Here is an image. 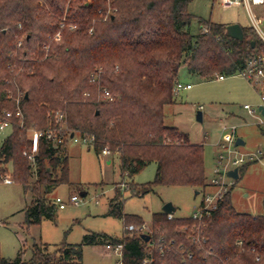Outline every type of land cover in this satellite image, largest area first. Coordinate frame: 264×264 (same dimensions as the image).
I'll list each match as a JSON object with an SVG mask.
<instances>
[{"label":"trees","instance_id":"obj_1","mask_svg":"<svg viewBox=\"0 0 264 264\" xmlns=\"http://www.w3.org/2000/svg\"><path fill=\"white\" fill-rule=\"evenodd\" d=\"M190 2L0 0V119L8 111L16 114L17 98L23 113L22 120L13 116L12 130L0 144V171L11 170L13 182L33 195L23 227L55 218L58 205L49 194L72 183L67 154L72 133L92 135L98 156L104 148L118 154L123 178L157 163L153 182L127 183L125 191L132 195L159 184L199 192L207 187L203 144L165 123L180 68L203 79L232 75L264 51V43L253 26H242L244 39L238 40L226 34V24L201 18L198 23L207 31L193 33ZM59 31L62 36L55 39ZM95 74L97 82L91 80ZM102 87L116 95L115 101L98 99ZM57 111L66 113L69 133L59 146L42 138L32 161L24 154L32 148L29 130L59 126ZM115 192L107 214L125 219L122 236L89 232L76 244L34 243L28 261L20 249L14 259L0 257V264H83L84 246L97 244H121L125 264L145 259L149 264H262L256 255L264 254V215L237 211L232 187L201 223L191 216L169 218L163 210L153 213L149 240L127 229L144 221L131 219L123 211V191ZM197 235L201 242L193 239Z\"/></svg>","mask_w":264,"mask_h":264},{"label":"rangeland","instance_id":"obj_2","mask_svg":"<svg viewBox=\"0 0 264 264\" xmlns=\"http://www.w3.org/2000/svg\"><path fill=\"white\" fill-rule=\"evenodd\" d=\"M188 9L194 15L189 26L193 33H198L201 29L207 31L208 26L201 28L199 25L200 18L226 25L240 23L242 26H250L252 23L242 5L227 8L222 6L220 0H192ZM260 27L264 32V23H260ZM25 35L19 38L22 45ZM179 77L180 82L191 84V88L174 94V102L165 106V123L186 132L191 142L203 144L207 182L214 176L220 144H228L226 136L234 128L235 140L242 138L245 141V144L235 146L237 150L264 151V124H258L243 107L246 103L259 105L258 94L246 78L234 74L226 75L224 80L216 77L203 79L189 74L183 66ZM21 94L19 92L18 97ZM115 99L114 94L113 101ZM199 111L203 114L202 121L197 119ZM11 130L8 127L0 131V144ZM68 142L72 183L56 186L49 196L55 199L59 194L67 200L71 194H79L81 202L77 205L68 204L63 209L58 207L54 219H43L26 228L23 227V208L33 195L30 192L25 194L18 183H0V257L14 259L18 251L23 249V259L28 261L34 243H47L52 247L61 243L76 244L89 232L122 236L125 219L107 214L110 199L115 196L116 190L123 191V211L131 219L141 218L148 226L153 213L162 211L169 202L175 207V217H190L201 202L202 192L196 193L201 189L188 185L159 184L149 193L132 195L125 191L127 183L144 185L153 182L157 172L155 161L132 177L123 178L118 154L98 156L88 143H77L71 139ZM109 159L112 160L111 163H108ZM238 168L240 177L228 179L233 182L231 199L234 207L240 212L264 215V157ZM8 174L11 175V170ZM208 189L206 187L204 190ZM84 191L87 194L82 196ZM120 260L121 255L114 245L111 248L104 244L84 246L83 264H121Z\"/></svg>","mask_w":264,"mask_h":264},{"label":"built area","instance_id":"obj_3","mask_svg":"<svg viewBox=\"0 0 264 264\" xmlns=\"http://www.w3.org/2000/svg\"><path fill=\"white\" fill-rule=\"evenodd\" d=\"M220 3L223 7H233L235 5H242L250 16V20L252 21V26L256 30L260 39L264 43V32L260 27V23L255 14L254 7L263 5L264 0H220ZM61 26H64V23H61ZM71 28H75V26H71ZM62 36V32L59 31L54 35L55 39H60ZM22 40H19L17 43V48H21ZM15 55L18 56L17 51ZM23 69V68H21ZM20 69V70H21ZM235 75H240L246 78L252 87L256 90L259 97V105L253 106L252 104L246 103L243 105L244 109L248 112L249 115L253 116L258 124H264V113L262 108H264V51L253 54L249 57L245 64L239 68ZM232 74V75H234ZM227 74H218L216 78L220 80H224ZM98 76L97 74L92 75V81L97 82ZM191 84H184L178 81L174 86V92L177 94L182 89H190ZM88 95V93H87ZM98 99L113 101L114 95L106 88L102 87L99 92ZM18 110L16 114L11 111L5 112L2 118L0 119V131L5 130L8 127L13 126L12 118L16 115L21 120L23 119V113L19 106V98H17ZM202 108V106H200ZM258 112V114H257ZM56 123L60 124L59 126L49 127L47 129H30L29 132L31 134L32 140V148L30 152L25 151L24 154L27 155L32 161L35 159V154L39 148V142L42 138L53 143L54 146H59L64 143L66 136L69 131L66 126L67 115L63 111H57L54 114ZM23 126V122L21 123ZM73 136H70V139L77 143H88L93 145L94 137L92 135L85 134L83 136L73 133ZM235 128L229 135L226 136L228 144L221 143L219 148V157L218 164L214 169V176L208 182L207 188L208 190H204L202 192L201 202L191 215L193 220L199 221V223L203 222V219L211 216L213 212L218 208L219 203L223 200L225 194L231 189V185L233 182L228 181V179H234L228 175L229 170L234 167H241V165H245L247 163H253L258 160L263 159L264 151H254V152H241L236 149L235 145ZM103 155L112 154L108 148H104L102 150ZM13 183V179L10 174H0V183ZM55 202L59 208H65L68 204H79L82 200V197L79 194H71L67 200H65L62 196H56ZM169 218H173V214H168ZM127 229L129 231H135L138 233H146L149 229L147 224H142L140 226L130 224ZM193 239L196 242H201L203 239L199 235L194 236ZM238 245H242V241L239 240ZM108 248H111L112 245H107ZM122 245L114 246L116 251H119L120 255L122 252ZM256 260L260 263L264 264V254H257ZM121 264H125L120 260ZM142 264H149V260L145 259Z\"/></svg>","mask_w":264,"mask_h":264},{"label":"water","instance_id":"obj_4","mask_svg":"<svg viewBox=\"0 0 264 264\" xmlns=\"http://www.w3.org/2000/svg\"><path fill=\"white\" fill-rule=\"evenodd\" d=\"M226 34L232 38L238 39V40H243L244 39V30L243 27L240 23H231V24H227L226 25ZM256 42L253 41L252 42V48L255 47ZM25 97H28V92L25 93ZM262 111L264 113V108H262ZM197 119L199 121L203 120V114L201 111L198 112L197 114ZM74 134L72 133L71 136H73ZM245 144V141L242 138H237L235 145L239 146V145H243ZM228 175L234 179H238L240 177L239 174V168L235 167L234 169L229 170ZM196 193L198 194L199 191L197 190ZM86 193L82 192V196H85ZM163 211L168 213V214H173L175 211V207L172 205V203H167L164 205L163 207ZM141 237L144 238L145 240H149L150 239V235L147 233H142Z\"/></svg>","mask_w":264,"mask_h":264},{"label":"crops","instance_id":"obj_5","mask_svg":"<svg viewBox=\"0 0 264 264\" xmlns=\"http://www.w3.org/2000/svg\"><path fill=\"white\" fill-rule=\"evenodd\" d=\"M254 11H255V14H256V16H257V18H258V21H259V23H264V4L263 5H259V6H255L254 7ZM250 26H252V23L250 24ZM69 143L70 142H68V144H67V146H69ZM112 162V160L111 159H109L108 160V163H111ZM13 183H15V182H13ZM7 184V183H6ZM11 184V183H10ZM85 192V191H84ZM86 194H87V192H85ZM56 196H61V195H56ZM27 202V201H26ZM28 204V202L26 203V205ZM26 205H25V207H26ZM25 207L23 208V210L25 209ZM25 212V211H24ZM173 216H174V213H173Z\"/></svg>","mask_w":264,"mask_h":264}]
</instances>
